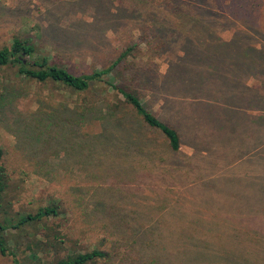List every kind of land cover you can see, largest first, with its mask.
Instances as JSON below:
<instances>
[{
  "label": "trees",
  "instance_id": "trees-1",
  "mask_svg": "<svg viewBox=\"0 0 264 264\" xmlns=\"http://www.w3.org/2000/svg\"><path fill=\"white\" fill-rule=\"evenodd\" d=\"M127 1L97 0L94 6L101 18H93L92 24L84 21L88 30L75 38L71 46L46 36V31L40 27L35 35L13 37L9 47L0 49V69L13 66L17 75L37 83L55 84L75 97L69 104L63 100L37 101L30 138L47 149L52 145H66L64 152L67 157L72 156L71 165H54L42 160L35 162L34 166L50 184L63 185L68 198L62 199L56 192L59 196L48 197L49 201L45 204L43 201L36 211L17 213L15 218L5 217L3 223L0 221V255L11 257L14 264H21L5 232L40 225L43 237L37 239L34 250L28 246L27 252L30 259L36 261H40L39 252L51 254L56 260L48 264H173L172 257L176 259L179 253H172L165 247L174 244L183 246L184 250H199L201 258L204 252H211V264H264V165L259 164L260 158L264 160V93L258 88L264 90V47H257L259 43L254 40V34L243 31L246 27L256 29L252 26L255 20L246 25L249 21L245 18H257V13L264 9V1L134 0L138 4L133 5ZM104 4H107L105 9ZM111 9L117 11L116 15L109 14ZM227 9L233 15H224ZM158 11L165 15L159 16ZM109 16L116 18V24L125 26L124 32L128 36L131 25L137 27L140 43L155 56H164L165 52L170 54L171 58L165 60L167 72L164 75L159 74V65L152 62L136 67L125 66L122 72L125 58L138 45L131 41L128 44L132 46H127L115 59L104 63L102 69L80 74L51 63L48 56L40 53L34 41L35 37L41 40L45 37V41L54 43L52 46L56 50L63 48L71 57L85 53L86 49L92 50L94 46L100 50L105 41L103 28L111 23ZM138 22L142 23L140 27ZM96 24L102 27L101 33L93 28ZM227 31L233 34L229 40L222 37ZM129 38L132 40V36ZM233 67H239L235 73L240 83L238 99L248 103L246 106L234 105L249 114L247 125L243 121L240 135L243 136L245 126H248L254 140L249 146L255 147L251 148L253 151L250 148L246 151L255 154L260 149L253 158L244 159L255 163L254 158L258 157L254 173L249 171L250 166L248 170L242 166L243 153L227 165L240 175L244 168L248 183L256 187L247 196L246 213L239 215L224 206L218 209L208 206L218 215L213 220L207 219L206 224L202 223V229L198 225L195 228L194 225L162 222L160 218L178 202H172L174 191L156 195L155 203L150 204L143 185L153 186L163 180L161 183L169 190L172 181L181 188L200 181L193 179V176L200 177L191 169L198 165L195 160L197 152L201 150L204 156L205 150L209 151L195 141L191 142L195 146H192L193 154H183L182 133L170 123L177 124L162 120L152 111L150 104L142 102L138 97V86L149 88L153 100L160 76L170 86L168 90L165 83L160 85V91L165 87L163 96L167 102L183 98L189 104V100L204 101L203 105L208 108L217 105L233 108L221 103L219 92L213 93V86L209 83V78L215 74H234L230 70ZM245 68L260 73L263 78L254 75L256 85H248L249 75ZM191 137V140L196 139ZM87 152L83 163L76 158L75 153ZM108 154L119 163L108 159ZM12 166L0 148V209L12 182ZM55 166L70 170L83 168L85 171L54 173ZM156 173L159 177L151 175ZM180 173L187 177L185 181L178 178ZM130 200L144 207L145 212L124 214ZM155 208L151 214V209ZM196 229L216 233L220 248L217 250L210 241L201 239ZM166 235L178 238L170 242ZM81 237L84 240L80 241ZM82 242L89 244L85 252H80Z\"/></svg>",
  "mask_w": 264,
  "mask_h": 264
},
{
  "label": "rangeland",
  "instance_id": "rangeland-1",
  "mask_svg": "<svg viewBox=\"0 0 264 264\" xmlns=\"http://www.w3.org/2000/svg\"><path fill=\"white\" fill-rule=\"evenodd\" d=\"M96 1L0 0V49L9 47L13 37L35 35L40 27L46 31V36H52L57 41L65 42L71 46L76 41L75 38L88 30L83 25L84 21L92 24L93 18H101L97 8L94 6ZM122 1L128 3L127 0ZM129 4L133 5L138 3L137 1L129 0ZM106 5H102L103 8ZM227 11H225L226 13L223 12L224 15H233L230 10L227 9ZM116 12V10L111 9L109 14L116 15ZM157 13L159 16L165 15L160 11ZM257 14V18L250 19L251 16H247L245 19L249 21L246 25H249L250 22L252 23L255 20L253 25H251L259 31L255 32L257 31L256 29L247 27L245 29L243 28V31L249 33V35L254 34V40L256 39L259 43L257 47H264V9L260 14ZM215 15H220V13H216ZM109 17L111 23L103 28V39L106 42H102V49L100 50L94 46L92 50L86 49L85 53H78L71 57L68 54L69 52L63 48L60 51L56 50L52 46L54 43L51 40L45 41V37L42 40L39 37H35L34 41H36L35 43L40 53L48 56L51 63L66 67L73 74L102 69L104 63H108L110 59H115L127 46H132L128 44L131 41L133 44L137 43L138 45L125 58V65L121 68L123 70L122 72H124L125 66L132 65L136 67L142 66L146 62H152L154 65H159V74L164 75L167 72L165 60L167 61L171 58L170 54L165 52L164 56H155L150 50H147L144 44L140 43L138 38L140 32L137 27L131 25V32L128 36L124 32L125 26L116 24L115 17ZM112 22L115 23L113 24ZM141 25V22L137 23V26L140 27ZM93 28L97 29L100 33L102 32L100 24H96ZM90 31L93 30L90 29ZM147 33L149 34L150 31H147ZM130 36H132V40H130ZM232 36L231 31L222 34L225 40H229ZM236 68L239 67L230 69L234 74L221 72L209 78V83L213 86L212 92H219L218 97L222 99L221 103L229 104L233 108L223 105H217L216 108H208L203 105L204 101L189 100L192 102L189 104L183 98L176 99L177 101L167 102L163 95L166 94L165 87L169 90L170 86L165 78L160 76L157 80V86L159 85L156 89L157 95L153 100L150 99L149 88L145 89L142 86H138L140 89L138 90V97L142 102L150 104L149 106L152 111L162 120H170L177 124L170 123L182 133L181 151L183 154L187 156L193 154L192 146L194 148L195 146L191 142L195 141L202 143L209 151L207 153L205 150L206 154L204 156H202L201 150L197 152L195 160L198 161V165L195 166V169H191L194 175L197 173L198 176H196L200 177L196 178L193 176V179H200V181L182 185V188L180 185L177 187L176 183L172 181V184L167 185L171 187L169 190L166 189L164 183H161L163 180H159V184H153V186L143 185L142 189L150 204L155 203L158 197L156 195L174 191L173 195H171L172 202L174 203L176 200L178 202L175 206L171 205L165 215L160 218L162 222H169L170 224L176 225H194L195 228L198 225L199 229H202V223L206 224L207 219L213 220V217L218 215V212L211 211L208 206L212 208L216 206L215 209L224 206L228 210L237 212V214L242 212L246 213L248 206L247 196L255 191L256 187L248 183V175H245L244 172L250 166L249 171L254 173L253 169L257 164L258 157L254 158L257 160L255 163L244 159L253 158L260 153V149L255 154L249 153L253 151L251 148L255 146H249L254 143V140L251 132L247 130L248 126H245L246 129L243 130V136L240 135L243 121L247 125L249 114L246 115L245 112L240 111L238 107L234 106H246L248 104L238 99L237 93L240 90V83L236 80L237 77H235V73L237 72ZM245 69L247 75H249L247 82L250 86L253 84L256 85L254 80L255 76L258 78L264 77L262 75L259 76L260 73L255 74V72L252 73L249 69ZM164 83L165 87L160 91V85ZM258 88L263 94L264 90L262 87ZM74 99L75 97L70 96L55 84L37 83L17 75V70L13 66L0 69V148L5 151L6 158L13 164L10 168L12 182L4 196L0 209L1 223L5 221V217L15 218L17 217V213L24 214L26 212L36 211L38 207L49 201L47 199L48 197L52 195L59 196L56 192L63 197L62 199L64 197L68 198L64 192L63 185L50 184L47 180L43 179L42 173L40 174V171L34 166L35 162L42 160H48V162L54 165L62 163L71 165L73 163L72 156L67 157L64 152L66 145L65 147L64 145H52L53 147L51 149H47V147H41V145L33 143L34 140L30 138H32V130H34L33 125L36 116L34 112L37 109V101L51 103L53 100H63L66 104H69ZM259 106L263 105L259 104ZM254 113L258 115L257 112ZM191 136L196 139L193 138L191 140ZM249 148L251 151H246ZM69 149H71V146ZM70 152H73V150ZM88 152L86 154L75 153L76 158L82 160L81 162L83 163ZM241 154L243 160L242 166L246 170L243 168L240 175V173L236 174V172H233L232 167H228L227 165L234 159L240 157ZM225 155L229 159H226ZM262 155L263 153L260 156ZM113 157L108 154V159L111 158L113 160ZM113 161L119 163L115 158ZM259 164L260 166L264 165L263 158L259 159ZM181 170H184V168H181ZM52 171L54 173H63L65 171L83 173L85 170L83 168L70 170L69 168L55 166ZM151 175L153 177H159L158 173ZM137 176H141V174ZM178 178H180V181H185L184 178L187 177L183 173H180ZM43 201L44 203L42 204ZM131 211L136 214H142L145 212V208L138 205L134 200H130L128 207L124 210V214H129ZM154 211H156V208L151 209V214ZM209 211H211V214ZM229 220L231 221V219ZM40 228V225H28L17 231L9 229L5 232L9 240V245L17 254V258L20 259L21 264H48L55 262L56 259L54 256L43 252H39L37 255L40 261L30 259L29 257L27 247H32L34 250L37 239L43 237ZM197 232L201 236V239L210 241L217 250L220 248V239L216 233L214 234L210 230H206V233L199 230ZM166 236L170 242H175L178 238L172 235ZM82 240H84V237L80 238V241ZM88 245V242H82L80 252H85ZM166 249L172 251V253H179L176 259L172 257L173 264H176V262H181L182 264H207L205 260L209 264L212 262L213 254L211 252H204L202 259L199 250H184L183 246L176 244L171 247H165ZM0 264L14 263L11 257L0 255Z\"/></svg>",
  "mask_w": 264,
  "mask_h": 264
}]
</instances>
